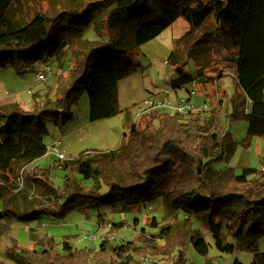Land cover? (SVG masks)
Returning <instances> with one entry per match:
<instances>
[{
  "label": "trees",
  "instance_id": "trees-1",
  "mask_svg": "<svg viewBox=\"0 0 264 264\" xmlns=\"http://www.w3.org/2000/svg\"><path fill=\"white\" fill-rule=\"evenodd\" d=\"M14 2L0 0V67L13 66L23 74L38 62L48 63L67 51L70 55L69 68L59 74L53 97L34 93L33 111L18 105L0 108V203L5 211L17 219L45 214L60 218L72 209L87 212L103 204L133 211L162 198L174 211L202 221L212 234L219 237L226 232L238 248L254 252L250 264H264V252L259 251L264 237V164L239 172L235 167L213 166L229 160L238 146L223 118L229 126L247 120L248 136L264 138V0H80L55 14L38 13L24 24L9 14ZM179 18L190 29L202 31L194 46L212 60L215 56L225 69H214V75L207 74L205 66L189 72L175 51L168 60L177 73L172 86L210 81L215 87H210L207 100L215 103L218 95V102L210 111L191 114L161 110L140 114L129 122L118 148L84 151L66 160L63 184L56 186L54 167L35 164L49 149L47 121L64 127L73 117L72 106L86 91L92 120L117 115L118 84L139 66L140 45ZM91 27L99 38L76 42L77 35ZM229 73L237 88L232 96L219 88ZM216 181L222 184L217 186ZM30 189L38 199L29 200ZM18 195L31 210L20 213L7 207ZM151 224L158 227L155 217ZM125 226L116 223L110 232ZM189 241L199 254L208 255L210 246L202 234ZM58 246L53 239L41 250L14 241L7 253L18 264H144L143 257H161L152 264H195L188 260L184 237L170 226L153 236L141 230L120 245L107 236L98 249L74 250L69 241ZM233 264L245 263L236 259Z\"/></svg>",
  "mask_w": 264,
  "mask_h": 264
},
{
  "label": "rangeland",
  "instance_id": "rangeland-1",
  "mask_svg": "<svg viewBox=\"0 0 264 264\" xmlns=\"http://www.w3.org/2000/svg\"><path fill=\"white\" fill-rule=\"evenodd\" d=\"M78 2L80 0H16L11 5L9 14L15 21L24 24L38 13L55 14L58 10L73 7ZM201 34L202 31L190 29L187 21L179 18L160 35L140 45L136 57L139 66L126 74L118 84L117 95L121 111L109 118L92 120L89 93L84 92L72 106L73 117L64 127L56 126L52 120L47 121L50 133L45 137V142L48 148L55 140H60L61 151L71 158L78 157L84 151L118 148L123 134L128 130L129 122L137 117L138 107L142 106L149 97L173 87L172 80L177 73L174 63H168V60L175 51L179 62L187 63L186 70L189 72H195L200 66L207 67L206 72L209 75L215 74L214 69H225L215 56L212 60L202 48L194 46L195 40ZM98 38L95 28L91 27L86 33L78 34L76 42L86 44ZM69 55L67 51L60 58L48 63L38 62L23 74L13 66L0 67V108L18 105L23 110L33 111L34 93L39 92L44 97H53L59 74L63 69L66 71L69 68ZM46 65L51 66L53 75L47 80L39 79L38 74L40 71H45ZM211 86L215 87L210 81H194L187 89H178L177 92L179 96H185L193 91L194 99L203 103L208 99L207 93L211 91ZM219 88L226 90L230 96L237 92L235 79L231 73L219 81ZM171 99H174V96L171 95ZM168 112L174 114L172 111ZM222 124L230 128L238 146L229 160L214 162L213 166L216 169L235 167L238 172L245 166L263 168L264 138L248 136L247 120L229 126L223 118ZM55 160V155L49 153L36 164L40 167H50ZM63 175L62 169L52 168V177L56 186L63 184ZM83 182L89 187L94 186L91 180ZM221 184L222 181H216L215 185ZM103 190L105 187L102 186L101 192ZM29 194V200L38 199L35 198L32 189ZM6 205L14 206V210L20 213L31 210L27 209L30 208V204L25 203L19 195L15 199H10ZM5 209V205L0 203V264H18L7 253V249L14 246V241H18L19 246L39 250L47 248L51 239L59 243L58 248H61L60 244L63 241H69L74 250L86 247L98 249L101 241L107 236L116 245H120L136 238L141 230L153 236L163 227L168 226L184 237L188 260L195 264H233L236 259L250 264L254 258V252L238 248L235 239L226 232L219 237L212 234L202 221L183 212L174 211L162 198L133 211H125L121 206L113 208L110 204H103L100 208L87 212L72 209L60 218L45 214L39 219L32 220L13 218ZM154 217L158 227L151 224ZM116 223H124L126 226L117 233H111L110 230ZM198 232L209 243L210 251L207 256L199 254L189 241L190 237ZM88 235L94 238L88 239L86 237ZM160 242L163 243L164 240L161 239ZM259 251L264 252V237L259 241ZM158 259L161 257L142 258L144 264H152Z\"/></svg>",
  "mask_w": 264,
  "mask_h": 264
},
{
  "label": "built area",
  "instance_id": "built-area-1",
  "mask_svg": "<svg viewBox=\"0 0 264 264\" xmlns=\"http://www.w3.org/2000/svg\"><path fill=\"white\" fill-rule=\"evenodd\" d=\"M53 75V70L51 66L46 65L45 71H40L38 74L39 79L47 80L50 76ZM188 85H184L181 88H166L155 96L149 97L142 106L138 107L137 116L143 114L148 110H165L172 111L173 113L180 114H191L195 111H210L214 105L218 102V95H216L215 103H212L210 100H206L203 103L197 102L193 97V91L189 95L179 96L177 90L187 89ZM171 95L174 96V99H171ZM137 118V117H136ZM135 118V119H136ZM60 140H55L51 147L48 149L47 154H54L56 157L55 163L52 164L54 168L63 169L64 162L71 159L65 152L61 151L59 144ZM46 154V155H47ZM88 239H93L92 235L86 236Z\"/></svg>",
  "mask_w": 264,
  "mask_h": 264
},
{
  "label": "crops",
  "instance_id": "crops-1",
  "mask_svg": "<svg viewBox=\"0 0 264 264\" xmlns=\"http://www.w3.org/2000/svg\"><path fill=\"white\" fill-rule=\"evenodd\" d=\"M44 157V156H43ZM41 159V158H40ZM39 161V159L37 161H35V164Z\"/></svg>",
  "mask_w": 264,
  "mask_h": 264
}]
</instances>
